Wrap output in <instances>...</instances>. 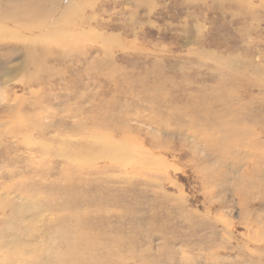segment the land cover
Listing matches in <instances>:
<instances>
[{
	"label": "rangeland",
	"instance_id": "1",
	"mask_svg": "<svg viewBox=\"0 0 264 264\" xmlns=\"http://www.w3.org/2000/svg\"><path fill=\"white\" fill-rule=\"evenodd\" d=\"M0 27V264H264V0Z\"/></svg>",
	"mask_w": 264,
	"mask_h": 264
},
{
	"label": "bare ground",
	"instance_id": "2",
	"mask_svg": "<svg viewBox=\"0 0 264 264\" xmlns=\"http://www.w3.org/2000/svg\"><path fill=\"white\" fill-rule=\"evenodd\" d=\"M2 16H4V18L6 17L7 19H10V22H15V23H21V20L17 19V14L18 12H12L10 10H6V11H2ZM4 25V24H3ZM6 26V25H5ZM4 26V27H5ZM2 28V27H0ZM4 29V28H3ZM8 29V28H7ZM29 34V33H28ZM27 34V35H28ZM36 64V63H35ZM37 68V67H36ZM84 116V115H83ZM73 117V116H72Z\"/></svg>",
	"mask_w": 264,
	"mask_h": 264
}]
</instances>
